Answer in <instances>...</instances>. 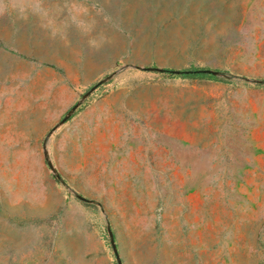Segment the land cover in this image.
<instances>
[{
	"label": "rangeland",
	"instance_id": "obj_1",
	"mask_svg": "<svg viewBox=\"0 0 264 264\" xmlns=\"http://www.w3.org/2000/svg\"><path fill=\"white\" fill-rule=\"evenodd\" d=\"M91 1L120 6L115 20H128L132 50L154 59L150 66L180 69L151 74L158 84L145 90L168 97L173 117L150 119L157 149L136 151L142 164H105L108 151L93 142L102 136L82 113L118 86L110 72L45 128H0V227L8 212L46 213L75 200L89 208L109 264H264V0ZM75 4L0 0V36L9 20ZM0 68L1 83L5 60ZM198 69L211 73L182 75ZM107 76L108 89L69 114ZM171 128L173 136L161 133ZM12 193L18 203L9 209Z\"/></svg>",
	"mask_w": 264,
	"mask_h": 264
},
{
	"label": "crops",
	"instance_id": "obj_2",
	"mask_svg": "<svg viewBox=\"0 0 264 264\" xmlns=\"http://www.w3.org/2000/svg\"><path fill=\"white\" fill-rule=\"evenodd\" d=\"M75 2L73 9L33 13L18 25L7 21L5 35L0 36L4 43L0 60H5L6 74L0 83V128L5 133L15 128L26 132L23 128L35 121L45 128L52 123L47 119L59 117L82 87L111 72L119 76L118 86L89 104L91 109L82 113L86 114L85 125L101 134L93 142L108 151L105 164H142L135 161L140 158L136 151L157 149L159 131L152 128L150 119L161 114L166 119L173 117L168 97L145 92L158 84L150 81L151 74L179 76L175 71L180 69L150 66L154 59L140 58L132 50L135 36L127 35V19L124 23L115 20L120 6ZM49 103L56 107L50 108ZM161 133L173 136L174 131ZM14 196L9 195V209L18 203L12 200ZM21 204L28 208L31 201ZM0 256L5 264L110 262L89 208L75 200L64 204L59 200L46 213H6L0 227Z\"/></svg>",
	"mask_w": 264,
	"mask_h": 264
},
{
	"label": "built area",
	"instance_id": "obj_3",
	"mask_svg": "<svg viewBox=\"0 0 264 264\" xmlns=\"http://www.w3.org/2000/svg\"><path fill=\"white\" fill-rule=\"evenodd\" d=\"M110 78L111 76L104 77L97 81L94 85L90 86L85 93L81 95V98L77 101V103L71 108L70 114L82 103L84 102L87 98H89L93 94H97L100 92V94L104 91H106L110 84Z\"/></svg>",
	"mask_w": 264,
	"mask_h": 264
},
{
	"label": "water",
	"instance_id": "obj_4",
	"mask_svg": "<svg viewBox=\"0 0 264 264\" xmlns=\"http://www.w3.org/2000/svg\"><path fill=\"white\" fill-rule=\"evenodd\" d=\"M175 72H181V71H175ZM183 72H194V73H201V72H205V73H207V72H210L211 73V70H209V69H198V70H193V71H183ZM71 112V111H70ZM70 112H69V114H70ZM120 263V262H119Z\"/></svg>",
	"mask_w": 264,
	"mask_h": 264
},
{
	"label": "trees",
	"instance_id": "obj_5",
	"mask_svg": "<svg viewBox=\"0 0 264 264\" xmlns=\"http://www.w3.org/2000/svg\"><path fill=\"white\" fill-rule=\"evenodd\" d=\"M183 76H192V77H194V76H200V77H202V76H207V75H209V74H207V73H189V74H182Z\"/></svg>",
	"mask_w": 264,
	"mask_h": 264
}]
</instances>
